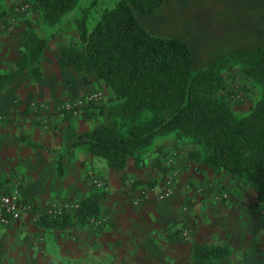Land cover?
Segmentation results:
<instances>
[{
	"label": "crops",
	"instance_id": "1",
	"mask_svg": "<svg viewBox=\"0 0 264 264\" xmlns=\"http://www.w3.org/2000/svg\"><path fill=\"white\" fill-rule=\"evenodd\" d=\"M14 1L0 4V75L7 76L0 86V195L17 191L23 211L0 222V264H194V243L226 248L217 264H264V208L240 179L250 182L196 166L182 140L155 135L139 166L129 158L118 171L84 145L69 146L109 124L118 101L105 84L61 66L38 17L29 9L15 14ZM11 14L14 29L2 31ZM70 99L83 101L81 112L63 110ZM169 164L179 167L178 177L165 186ZM100 193V213L88 222L48 225L49 207L68 214Z\"/></svg>",
	"mask_w": 264,
	"mask_h": 264
},
{
	"label": "trees",
	"instance_id": "2",
	"mask_svg": "<svg viewBox=\"0 0 264 264\" xmlns=\"http://www.w3.org/2000/svg\"><path fill=\"white\" fill-rule=\"evenodd\" d=\"M4 0H0L1 2ZM31 4L48 25L57 24L78 0H21ZM264 3V0H257ZM165 0H117L91 28L79 18V41L60 46L59 64L71 66L83 81L89 75L105 84L118 102L109 108V124L99 123L69 146L84 145L121 170L129 158L144 161L155 135H172L191 144L188 159L196 166L224 170L252 183L264 201V47L236 50L234 64L261 88L249 111L237 115L223 93L226 55L198 48L192 39L158 35L146 18L157 15ZM34 75L40 72L35 66ZM7 79L0 75V86ZM103 193L79 201L60 218L82 225L100 213ZM194 264H217L228 255L220 245L194 243Z\"/></svg>",
	"mask_w": 264,
	"mask_h": 264
},
{
	"label": "rangeland",
	"instance_id": "3",
	"mask_svg": "<svg viewBox=\"0 0 264 264\" xmlns=\"http://www.w3.org/2000/svg\"><path fill=\"white\" fill-rule=\"evenodd\" d=\"M116 1L78 0L76 7L55 25L44 23L41 14L35 12L28 2L15 0L11 9L17 14L16 6L26 4L31 14L38 17V31L48 36L59 50L63 44L79 41L78 21L82 15L85 16L87 27L91 28L101 13L112 8ZM2 10L0 7V12ZM14 18L15 15L11 14L1 30L12 31L15 27ZM146 21L147 24L158 28V35L188 37L200 49L210 48L215 53H224L226 66L233 63L225 69L226 87L223 91L231 109L235 114L242 115L254 105L260 96L261 88L241 71L238 64H234V53L241 48L257 45L264 47V3L257 0H165L163 9L151 19L146 18ZM91 78L95 79L89 75L84 81L88 82ZM168 136L173 138L172 135ZM182 142L191 146L185 140ZM146 151L148 152L149 148ZM174 167L178 173L179 167ZM240 181L248 192L256 196L257 187L252 183H245L242 178ZM257 206L264 208V201L257 198ZM261 250L262 247L258 249V260L261 259Z\"/></svg>",
	"mask_w": 264,
	"mask_h": 264
},
{
	"label": "built area",
	"instance_id": "4",
	"mask_svg": "<svg viewBox=\"0 0 264 264\" xmlns=\"http://www.w3.org/2000/svg\"><path fill=\"white\" fill-rule=\"evenodd\" d=\"M16 10H26L28 6L23 4L21 6H16ZM101 95V92L88 94L86 97L87 102L97 100ZM83 101L80 99H70L68 102L63 104V110L70 112L71 114H77L78 112L82 111ZM177 169L172 166L171 164L168 165L166 170L165 176L163 177V182L165 186H170L177 178ZM132 182V181H131ZM144 191V190H143ZM78 207H70L68 213H72ZM66 208L64 207H49L48 214L51 215L50 217L55 218L59 217L64 213ZM23 211V204L19 200L17 191H8L6 193H2L0 195V222L7 223L10 219H17L21 216Z\"/></svg>",
	"mask_w": 264,
	"mask_h": 264
}]
</instances>
